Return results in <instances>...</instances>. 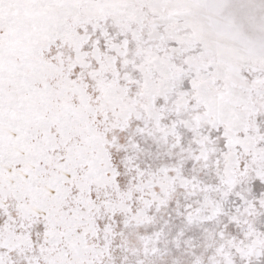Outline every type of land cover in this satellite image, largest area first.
<instances>
[{"label":"snow or ice","instance_id":"6c2138e0","mask_svg":"<svg viewBox=\"0 0 264 264\" xmlns=\"http://www.w3.org/2000/svg\"><path fill=\"white\" fill-rule=\"evenodd\" d=\"M0 264H264V0H0Z\"/></svg>","mask_w":264,"mask_h":264}]
</instances>
